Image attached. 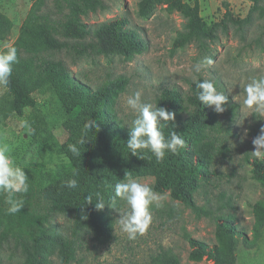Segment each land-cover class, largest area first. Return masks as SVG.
Returning a JSON list of instances; mask_svg holds the SVG:
<instances>
[{
    "label": "trees",
    "instance_id": "trees-1",
    "mask_svg": "<svg viewBox=\"0 0 264 264\" xmlns=\"http://www.w3.org/2000/svg\"><path fill=\"white\" fill-rule=\"evenodd\" d=\"M32 6L20 26L15 41L18 63L4 94L0 97V120L22 117L25 110L35 107L33 95L46 90L52 93L64 111L62 130L65 139L59 143L51 130L42 122L33 125V136L42 161H32L24 168L29 178V191L17 194L24 200L23 209L7 213L5 196L0 195V250L9 245L22 258V264H51L55 258L60 264L75 260L77 243L74 237L90 234L99 244L112 239L114 219L111 203L116 183L126 179H153L151 188L157 194L168 193L173 201L182 203L196 216L210 214L197 207L194 195L210 182L211 168L217 153L223 151L210 134L217 125V113L202 105L197 97L196 81L184 92L177 86L161 90L154 104L175 114L174 122L164 129L165 136L176 132L185 140L178 154H166L157 161L150 153L143 158L131 155L126 147L129 128L124 127L114 111L116 100L128 83L124 77L108 81L96 88L71 75L64 62L52 59L51 54L64 53L72 60L119 56L131 60L147 50V42L125 17L88 25L83 18L106 10L104 0H54L56 7L66 9L62 22L52 21L41 13L45 0H31ZM252 4L244 19L234 18L227 10L220 23L206 25L200 17L199 0L192 4L184 0H138L137 16L147 19L158 7L168 13H177L182 19V30L172 42L173 49L190 44L203 46L216 39L217 31L231 24L238 30L249 26L253 18L262 21L264 34V0H249ZM12 29L11 21L0 12V43L6 41ZM6 51V48L0 52ZM197 80H203L201 78ZM96 121L98 130L85 129L88 121ZM78 144L80 154L69 151V145ZM65 161L53 169L46 167L49 151ZM251 178L264 187V159L250 163ZM76 179L78 187L64 186ZM92 196V204L87 197ZM103 199L105 208L95 209V202ZM118 198H116L117 201ZM115 201V203H116ZM252 237L237 229L232 215L216 217L214 244L209 246L186 235L189 246L188 260L193 263L236 264L239 247L254 249L264 230V202L251 206ZM87 217L84 219V217ZM56 217L70 223V234L65 236ZM153 264H180L170 249H162Z\"/></svg>",
    "mask_w": 264,
    "mask_h": 264
},
{
    "label": "rangeland",
    "instance_id": "rangeland-1",
    "mask_svg": "<svg viewBox=\"0 0 264 264\" xmlns=\"http://www.w3.org/2000/svg\"><path fill=\"white\" fill-rule=\"evenodd\" d=\"M192 4L193 0H184ZM138 0H104L106 10L88 14L83 22L95 25L108 20L125 17L129 28L137 31L147 42V50L125 60L119 56L96 57L72 60L64 53L51 54L52 59L64 62L71 75L96 88L120 77L128 83L116 100L114 111L117 120L127 127L133 114L126 106L128 95L136 91L142 98L154 103L165 87L177 86L184 92L190 83L201 78L212 80L218 91L227 97L225 111L217 114V125L210 136L223 151L217 153L211 168L210 182L203 184L195 193L197 207L210 215L196 216L182 203L173 201L168 193L157 194L160 206H152V223L144 235L128 239L116 221L124 214L126 206L117 199L111 207L114 219L112 239L99 245L90 234L74 237L77 243L75 260L70 264H153V258L162 250L170 249L180 264H210L208 261L193 263L188 260L189 246L186 235L211 246L214 244L216 217L232 215L237 229L252 237L253 217L251 206L264 202V187L251 178L250 163L255 159L252 140L264 127V118L244 112L237 99L242 85L250 77L264 76V34L262 21L253 18L243 30L231 24L217 31L216 39L203 46L190 44L182 49H173L172 42L182 30L183 19L177 13H168L158 7L147 19L137 16ZM31 0H0V12L12 23L8 39L0 43V51L16 39L21 24L28 14ZM252 4L249 0H199L200 17L206 25L220 23L225 11L234 18L244 19ZM41 13L48 14L52 21L62 22L66 9L59 10L54 0H45ZM213 64L194 72V66L206 59ZM194 77L196 78L194 80ZM5 89L0 87V97ZM35 107L27 109L22 117L0 120V147H7L16 163L25 168L32 161H42L33 133L36 121L45 124L59 143L65 139L62 130L64 111L55 96L42 90L33 95ZM128 128V127H127ZM247 131V136L244 135ZM46 167L53 169L65 160L51 150L45 156ZM138 182L152 186L150 177L136 178ZM54 223L60 226L65 236L70 234V223L56 217ZM236 264H264V230L257 246L245 250L242 246L236 254ZM19 253L5 245L0 250V264H22ZM51 264H60L55 258Z\"/></svg>",
    "mask_w": 264,
    "mask_h": 264
},
{
    "label": "clouds",
    "instance_id": "clouds-1",
    "mask_svg": "<svg viewBox=\"0 0 264 264\" xmlns=\"http://www.w3.org/2000/svg\"><path fill=\"white\" fill-rule=\"evenodd\" d=\"M6 51L0 52V87H6L12 76L13 67L18 63L17 49L5 45ZM213 64V60L208 58L194 66V72L200 73L202 68ZM196 78L194 77V80ZM198 101L215 113H223L227 104V97L218 91L212 80H196ZM237 99L240 100L242 111L264 118V76L250 77L242 85V92ZM127 109L133 114V118L127 122L129 128V139L126 147L131 155L143 158L144 153L150 152L156 160L162 161L166 154H178L179 150L185 146V140L176 132L165 136L164 129L169 122H174L175 114L166 108L158 107L157 104L148 102L142 98V93L136 91L126 98ZM99 124L92 120L85 123V129L98 130ZM247 136V131L244 133ZM69 145V151L74 155H79L78 144ZM254 151L252 156L257 159H264V127L252 140ZM68 189H76L78 181L69 179L64 184ZM29 191V178L23 167L19 166L9 153L7 147H0V195L5 196V203L8 205L7 213L14 215L24 207V200L17 194H25ZM116 198L124 202L126 210L116 221L120 230L127 235L128 239L134 240L137 235H144L152 223V206L157 207L159 197L154 190L145 183L134 179H126L114 186V196L109 206H114ZM87 204H92V196L87 197ZM96 210H103L105 202L103 199L97 200ZM87 217L85 216L84 219Z\"/></svg>",
    "mask_w": 264,
    "mask_h": 264
}]
</instances>
